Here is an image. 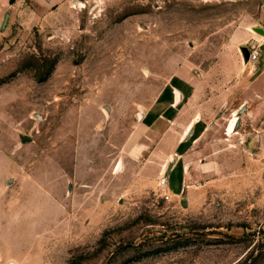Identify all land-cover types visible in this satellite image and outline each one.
I'll return each mask as SVG.
<instances>
[{
	"label": "rangeland",
	"instance_id": "1",
	"mask_svg": "<svg viewBox=\"0 0 264 264\" xmlns=\"http://www.w3.org/2000/svg\"><path fill=\"white\" fill-rule=\"evenodd\" d=\"M260 30L264 0H0V264H264ZM196 75L242 82L178 145Z\"/></svg>",
	"mask_w": 264,
	"mask_h": 264
},
{
	"label": "crops",
	"instance_id": "2",
	"mask_svg": "<svg viewBox=\"0 0 264 264\" xmlns=\"http://www.w3.org/2000/svg\"><path fill=\"white\" fill-rule=\"evenodd\" d=\"M43 3H55L60 0H39ZM255 41L252 44V46H255L259 52H260V58L262 52H264V30H260L258 33H255ZM242 63L245 68H248V66L254 61L250 58L246 59L245 56L243 55ZM259 61V59L257 60ZM255 61V62H257ZM260 66V65H259ZM243 67V68H244ZM260 70H264V67H262L261 63V68ZM239 76H241L239 74ZM245 77V76H244ZM190 85H188V88H191L190 92H185V90L181 89L179 90L181 95H177L178 98L176 99V95L173 93H170L171 100H170V109H172V113L174 114L175 109L178 108L180 104L182 105V110L179 109V111L183 114H187L188 118L186 120V123H182L180 117L174 120V118H170V134H172V137L176 139V144L178 145H189L190 142L195 140L208 126V114L213 113L217 108L215 105L219 102H221L219 105L222 104V98L228 96L230 92H233L235 88L238 86V82H242L241 80H231L232 84L229 86V91L225 89H218L217 88V79L214 78H207L205 79H200V75H196L195 81L188 80ZM198 82V83H197ZM252 81L247 82L246 86V92L249 93L251 90H253V84L251 83ZM204 83V84H203ZM205 88V89H204ZM218 89L219 91L215 92L214 90L211 89ZM187 90V89H186ZM175 92V91H174ZM203 94L206 96V100L204 101H198L197 98L202 97ZM222 100V101H221ZM224 104V103H223ZM222 104V105H223ZM245 109L246 105L244 104ZM152 109V108H151ZM187 110V112H186ZM216 112V111H215ZM218 112H220L218 110ZM239 125L241 124V119L238 117ZM173 124H176L175 126ZM238 125V126H239ZM235 126V132L237 130V127ZM196 136V137H195ZM176 153L179 156V159H176ZM174 158L176 159L171 167V170H175L178 166V163L181 159V156L179 152L175 151ZM185 156V155H184ZM171 157V158H172Z\"/></svg>",
	"mask_w": 264,
	"mask_h": 264
},
{
	"label": "built area",
	"instance_id": "3",
	"mask_svg": "<svg viewBox=\"0 0 264 264\" xmlns=\"http://www.w3.org/2000/svg\"><path fill=\"white\" fill-rule=\"evenodd\" d=\"M250 58L253 60V61H257L259 58H260V52L259 50L255 47V46H252L251 47V51H250ZM178 154L176 153V156ZM168 181V177H167V174H164L162 177H161V183L162 184H166ZM167 197H170L168 194H167Z\"/></svg>",
	"mask_w": 264,
	"mask_h": 264
},
{
	"label": "water",
	"instance_id": "4",
	"mask_svg": "<svg viewBox=\"0 0 264 264\" xmlns=\"http://www.w3.org/2000/svg\"><path fill=\"white\" fill-rule=\"evenodd\" d=\"M243 53H244L245 58H246V59H249V56H250V49H249V47H247V46H243ZM244 109H245V106L243 105V106L241 107V109H240V113H241L242 111H244ZM238 125H239V121H237V123H236V126H238ZM21 137H22V140H23V141L31 140V137L26 136V135H21ZM172 165H173V163H170V164L168 165V170L171 169Z\"/></svg>",
	"mask_w": 264,
	"mask_h": 264
},
{
	"label": "bare ground",
	"instance_id": "5",
	"mask_svg": "<svg viewBox=\"0 0 264 264\" xmlns=\"http://www.w3.org/2000/svg\"><path fill=\"white\" fill-rule=\"evenodd\" d=\"M237 121H238V116H237V114H235L234 115V117L231 119V122L229 123V125H228V133L229 134H231V133H233V131L235 130V126H236V123H237ZM118 168H119V166H118ZM166 171L168 170V164L166 165Z\"/></svg>",
	"mask_w": 264,
	"mask_h": 264
}]
</instances>
